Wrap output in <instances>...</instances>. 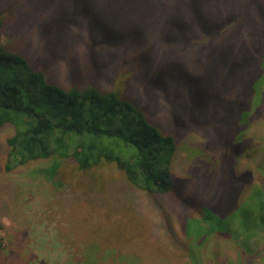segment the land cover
Returning <instances> with one entry per match:
<instances>
[{"label": "rangeland", "instance_id": "374dc122", "mask_svg": "<svg viewBox=\"0 0 264 264\" xmlns=\"http://www.w3.org/2000/svg\"><path fill=\"white\" fill-rule=\"evenodd\" d=\"M81 1L53 0L55 14L37 11L33 0H0L11 40L16 34L34 68H50L63 83L73 79L78 59L91 58L88 34L66 23ZM88 2L95 15L135 32L131 41L151 45L159 56L147 68L153 78L134 86L150 122L177 139L175 190L150 196L105 163L76 188L77 171L61 185L41 173L53 160L7 172L13 129L1 128L0 264H264V231L246 247L228 234L183 235L189 219L214 205L243 209L248 182L260 183L247 173L254 145L235 155L231 147L244 109L252 122L244 136L264 134L255 127L257 99L250 92L264 64V0H200L209 15L195 0ZM211 20L214 32L205 30ZM52 24L65 30L64 38L51 32ZM238 184L247 192L237 195ZM249 215L241 210L243 226Z\"/></svg>", "mask_w": 264, "mask_h": 264}, {"label": "trees", "instance_id": "16d2710c", "mask_svg": "<svg viewBox=\"0 0 264 264\" xmlns=\"http://www.w3.org/2000/svg\"><path fill=\"white\" fill-rule=\"evenodd\" d=\"M88 1H81L83 8L77 9L78 13L74 10L66 20L69 26L74 23L73 28L88 34L91 50L90 62L78 59L77 67L71 69L73 79L68 83H63L48 67L34 68L28 50L17 43L16 34L15 41L11 40L6 18L0 12V129H13L7 138L6 171L53 160L41 173L53 184L61 185L69 172L77 171L72 179L76 188L86 183L88 173L105 163L114 165L129 185L144 193L169 195L175 190L173 165L178 142L175 136L164 134L150 122L134 86L138 81L145 84L153 78L150 77L155 73L147 68L159 56L151 45L131 41L135 32L116 27L109 16L95 15ZM195 3L209 15L200 0ZM52 5L53 0H33L37 11L57 14L59 11ZM52 26L51 32L64 38L65 30L57 24ZM211 27L205 30H218L213 22ZM259 71L250 92L257 99L255 127L264 130V124L259 125L264 122L263 62ZM245 111L238 117L244 128L237 132V142L231 150L235 155L239 148L254 145V155L248 159L252 172L248 169L247 173L249 179L257 177L260 183H255V179L248 182L250 194L241 204V210L250 213L249 219H245L243 226L241 207L232 212L227 210L228 205H214L205 209L201 217L185 223V236L228 234L235 240L240 238L246 247L256 232L264 231V134L244 136L252 124L249 108ZM247 187L238 184L234 192L241 195Z\"/></svg>", "mask_w": 264, "mask_h": 264}]
</instances>
